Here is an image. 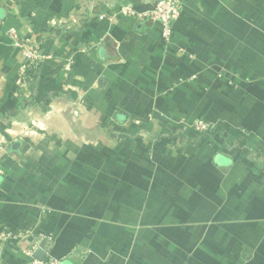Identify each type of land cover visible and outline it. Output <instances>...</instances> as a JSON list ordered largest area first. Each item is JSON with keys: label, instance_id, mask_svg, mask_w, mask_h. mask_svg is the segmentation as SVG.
<instances>
[{"label": "crops", "instance_id": "crops-1", "mask_svg": "<svg viewBox=\"0 0 264 264\" xmlns=\"http://www.w3.org/2000/svg\"><path fill=\"white\" fill-rule=\"evenodd\" d=\"M179 1L165 44L115 14L153 0H0V235L60 264H264V0ZM9 28L50 56L24 87Z\"/></svg>", "mask_w": 264, "mask_h": 264}, {"label": "built area", "instance_id": "built-area-1", "mask_svg": "<svg viewBox=\"0 0 264 264\" xmlns=\"http://www.w3.org/2000/svg\"><path fill=\"white\" fill-rule=\"evenodd\" d=\"M115 14L122 15L123 17L138 22L149 21L153 24H158L160 26L162 40L165 44H169L172 37L173 26L181 14V4L179 0H153L151 7L142 11L134 9L129 4H121L118 6ZM5 35L10 41V44L19 51L23 59V65L19 71L17 84L24 87L26 79L30 77L31 71L34 70L39 63L49 59L50 56L42 54L36 42L22 36L14 28L7 29ZM182 52L183 51L180 50V53ZM191 130L200 134L206 133L210 130V125L202 121H195ZM22 239L36 240V242L31 243L27 248L20 250L22 256L26 260V264H60V259H55L49 254L50 238L48 236L29 233H17L12 235L9 232H4L0 235V242L10 240L18 243ZM37 251L43 253L44 256L42 259H37L35 257Z\"/></svg>", "mask_w": 264, "mask_h": 264}, {"label": "water", "instance_id": "water-1", "mask_svg": "<svg viewBox=\"0 0 264 264\" xmlns=\"http://www.w3.org/2000/svg\"><path fill=\"white\" fill-rule=\"evenodd\" d=\"M43 253L41 252V251H37L36 253H35V257L37 258V259H42L43 258Z\"/></svg>", "mask_w": 264, "mask_h": 264}]
</instances>
